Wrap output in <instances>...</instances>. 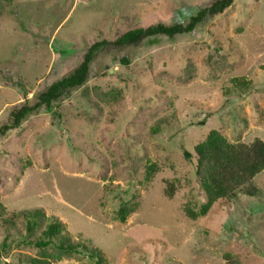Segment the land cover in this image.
Returning a JSON list of instances; mask_svg holds the SVG:
<instances>
[{"label":"rangeland","instance_id":"374dc122","mask_svg":"<svg viewBox=\"0 0 264 264\" xmlns=\"http://www.w3.org/2000/svg\"><path fill=\"white\" fill-rule=\"evenodd\" d=\"M213 1L0 0V125L104 41L80 86L0 136V264L38 256L31 241L51 217L83 244L55 264H98L89 246L102 251L100 264H264V169L255 196L187 214L206 201L194 146L209 130L230 142L264 141V0H233L191 32L114 43ZM234 76L249 85L236 87ZM125 206L134 210L121 221ZM33 208L42 209L41 222L29 233L23 215Z\"/></svg>","mask_w":264,"mask_h":264},{"label":"trees","instance_id":"16d2710c","mask_svg":"<svg viewBox=\"0 0 264 264\" xmlns=\"http://www.w3.org/2000/svg\"><path fill=\"white\" fill-rule=\"evenodd\" d=\"M233 0H214L208 6L200 8L195 12L185 14L186 20L175 21L173 23L157 22L145 27H135L123 32L115 41L116 45L132 44L140 41L144 37H150V41L154 42L157 35L165 34L173 37L179 33L191 32L203 25L209 17L216 16L228 8ZM179 12V10H178ZM104 41L94 42L89 46L83 56L82 61L74 69V71L53 83L39 94L37 101L32 104H22L13 109L10 113V120L0 125V136H3L8 130L16 128L21 121L30 113L34 112L41 105L50 108L51 103L56 99L63 90L80 86L86 79L89 63L93 60L96 51ZM232 82L238 88H245L249 85V81L241 76H234ZM196 154V174L199 179L200 187L205 194L206 201L198 211L187 210L189 216L203 215L209 207L217 199H229L238 193H244L249 196H255L258 193V187L254 182V177L264 169V141L255 137L250 142L235 141L230 142L222 133L216 129H211L205 138L194 146ZM186 158L191 157V153L184 150ZM156 168L153 163L146 165V174L151 177ZM164 188V194L172 196L174 182L167 181ZM0 210L4 213V207L0 204ZM134 208L125 206L119 208L118 218L121 221L133 211ZM23 214V213H21ZM42 209L33 208L27 211L26 217L27 232L31 233L38 224H40V216ZM17 213L4 218L3 221L8 225H13L14 218ZM8 230V228H5ZM9 234V231H7ZM8 235L2 240V247H7ZM55 240H58L55 241ZM33 245L39 249L38 256H27L25 261L29 264H55L54 261L60 257L63 251H78V241L73 242L65 229L63 223L55 217H51L41 231L39 238L31 241ZM53 246L56 254L47 252L46 250ZM89 256L96 258V262L100 264L103 260V253L95 247H88ZM225 255V258H228ZM230 258V257H229ZM228 258V259H229ZM231 264L234 263L229 259Z\"/></svg>","mask_w":264,"mask_h":264}]
</instances>
